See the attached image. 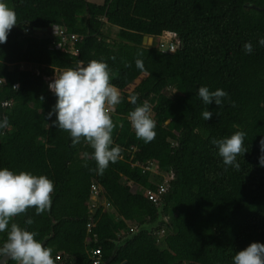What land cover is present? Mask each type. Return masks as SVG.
I'll return each instance as SVG.
<instances>
[{
    "label": "trees",
    "instance_id": "obj_1",
    "mask_svg": "<svg viewBox=\"0 0 264 264\" xmlns=\"http://www.w3.org/2000/svg\"><path fill=\"white\" fill-rule=\"evenodd\" d=\"M4 2L16 12L17 24L7 43L0 44V77L5 80L0 120L7 118L9 124L0 129V169L44 175L55 185L51 211L36 215L29 209L10 221L9 230L15 222L37 232L40 242L48 238L45 246L53 250L55 263L93 264L92 251L100 249L106 261L115 242L131 233L129 222L137 227L155 222L163 205L168 224L156 232L169 231L164 241L156 232H141L111 264H233L236 252L253 242L264 244V167L259 163L264 47L258 43L264 37V0ZM107 24L119 29L115 40L104 30ZM52 25L80 36L78 56L68 53L69 46L54 48L48 37ZM27 28L48 31L38 39L25 35ZM164 32L176 33L182 47L162 53L158 43L144 46V37L157 39ZM246 42L254 46L251 54L242 50ZM137 58L143 71L136 67ZM92 60L108 64L122 101L112 113L113 146L122 153L102 175L92 171L97 163L91 146L82 140L73 147L70 133L53 126L56 116L47 119L57 97L44 77ZM36 67L43 68L39 76ZM202 86L228 93L221 109L214 101L204 104L198 95ZM133 94L138 95L136 105L128 101ZM145 100L156 121L150 143L137 138L128 119ZM5 102L12 106L4 107ZM206 108L213 112L208 121L202 118ZM236 131L246 133L247 152L237 157L239 170L226 168L211 143ZM151 164L171 177L159 206L143 193L157 188L145 171ZM94 183L111 210L90 213ZM28 218L33 224H26ZM88 224L93 225L90 233ZM7 231L0 232V247Z\"/></svg>",
    "mask_w": 264,
    "mask_h": 264
},
{
    "label": "clouds",
    "instance_id": "obj_2",
    "mask_svg": "<svg viewBox=\"0 0 264 264\" xmlns=\"http://www.w3.org/2000/svg\"><path fill=\"white\" fill-rule=\"evenodd\" d=\"M16 24V12L4 0H0V44L7 43L8 35ZM52 27L56 34L55 26ZM258 43L264 47V37L260 38ZM242 50L245 54H251L254 46L251 42H246ZM139 55L141 54L138 53ZM126 66L131 67L130 64ZM136 67L144 70L143 61L139 58L136 59ZM48 87L57 97V102L48 113L47 119L56 116L53 126L70 133L73 147L82 140L91 146L94 150L91 158L97 163V168L92 171L102 175L110 162L116 163L122 153L119 145L113 146L112 137L116 127L112 113L122 102L121 93L111 83L108 64L102 60H92L85 66L81 62L75 68L68 67L56 74ZM198 95L205 105L214 101L220 109L228 98L226 91H210L206 86L199 88ZM137 100L138 95L128 97V101L133 105L137 104ZM229 103L235 107L234 102L229 100ZM216 115L219 116V112ZM212 117L213 112L208 108L202 112L204 120H211ZM128 119L138 139L145 143L155 139L156 121L152 117L151 105L147 100L136 106L128 114ZM8 126L7 118L0 120V129ZM245 136V132L236 131L230 137L212 139L211 143L218 149V155L223 159L226 168L240 169L237 157L247 152L244 147ZM260 144L262 155L259 163L264 167V140H261ZM54 190V182L47 176H36L26 171L17 174L8 168L0 169V232L8 230L7 239L0 247V264H7L9 260L15 264H55L53 250L35 238L37 232L22 228L15 222L11 223L9 230L10 221L26 214L29 209L34 208L36 215L51 211ZM33 222L32 218L26 220L27 225ZM233 264H264V244L253 242L244 250L236 252Z\"/></svg>",
    "mask_w": 264,
    "mask_h": 264
},
{
    "label": "built area",
    "instance_id": "obj_3",
    "mask_svg": "<svg viewBox=\"0 0 264 264\" xmlns=\"http://www.w3.org/2000/svg\"><path fill=\"white\" fill-rule=\"evenodd\" d=\"M54 26L56 28V34L54 32L53 27L51 28V33L48 34V37L53 39L54 48L61 49L62 47L69 46L67 50L68 53L72 56H78L79 50L76 48V43L79 41L80 36L77 34H69L65 28H62L58 25H54ZM47 31H44L43 29L31 30L30 28H27L24 31V34L28 36H32V37H37L38 39H40V38H43L40 35L46 34ZM157 39H159L158 48L162 53L176 52V50L179 48V45L181 43L178 39L177 34L173 32H164ZM23 66H26V65L21 66L22 69H25L23 68ZM42 69L43 68H39V67L34 68L35 74L39 76L42 73L41 72ZM61 71L62 70L60 71L56 70L53 75L45 76L44 80L46 81L47 85H49V83H51L54 80L56 74H58ZM4 84H5V80L0 77V87H2ZM18 86L19 85H16V87ZM3 106L8 108L12 106V103L5 102ZM146 169L148 170L149 168H146ZM168 179H166L164 183L156 184V187H157L156 190L148 189L144 191V194L146 195V197L148 198L150 202L158 206L160 205L162 201V197L164 196V194L167 192L169 188V181L171 177L169 176ZM89 208H90L91 214H94L100 208H104V209L111 208L110 203H108L103 196L101 187L96 183L92 184L91 186ZM92 227H93L92 224H88L89 233ZM136 228L137 227H132L131 232L135 230ZM57 259H60V257H57ZM92 261H93V264H102L104 262V260L102 259V252L100 249L92 251Z\"/></svg>",
    "mask_w": 264,
    "mask_h": 264
},
{
    "label": "rangeland",
    "instance_id": "obj_4",
    "mask_svg": "<svg viewBox=\"0 0 264 264\" xmlns=\"http://www.w3.org/2000/svg\"><path fill=\"white\" fill-rule=\"evenodd\" d=\"M87 1L90 2V3L96 4V5H102L104 3V0H87ZM104 30L109 33V35L111 36L112 40H115L117 38V34H118V30H119L117 27H114V26H111V25L107 24ZM40 36L45 37L46 35L42 34ZM158 42H159V39H155V38L151 37V39H149V41H148L146 46L150 47V46L153 45V43H158ZM23 68L28 69L30 67L29 66H23ZM148 168L149 169L148 170L146 169V171H149V173L151 175V181L155 185L164 183L166 181V179H168V177H169V176H167V174L159 172L156 164H151V165H149ZM136 188H137V190L142 191V189H138V187H136ZM109 210H111V208H109ZM128 224H129L130 227H137V224L134 223V222H129ZM168 235H169V231H167L166 229H162L160 232H156L155 233V236L158 238L159 242L160 241H164V239ZM161 243H163V242H161Z\"/></svg>",
    "mask_w": 264,
    "mask_h": 264
},
{
    "label": "water",
    "instance_id": "obj_5",
    "mask_svg": "<svg viewBox=\"0 0 264 264\" xmlns=\"http://www.w3.org/2000/svg\"><path fill=\"white\" fill-rule=\"evenodd\" d=\"M43 30L47 31V29H43ZM149 39H151V38L148 37V36L144 37V46L147 45ZM181 47H182V43H180V45H179V48H181ZM163 210H164L163 205H160V207H159V217H158V219L155 222L142 224L139 227H137L135 230H133L129 235L125 236L121 240L116 241L115 242V249L113 251L112 256L109 259H107L106 261H104L102 264H111V262L114 260L115 256L120 251V249L122 247H124L125 245H127L130 241H132L141 232L148 231L150 233H152V232L155 233L160 228L162 223L168 224V217L162 216ZM47 241H48V238H46L42 243L45 245ZM9 261L7 262V264L9 263ZM55 264H63V263L56 262Z\"/></svg>",
    "mask_w": 264,
    "mask_h": 264
}]
</instances>
